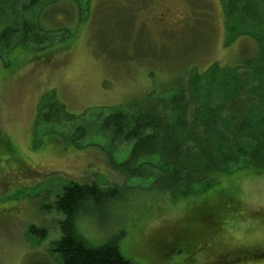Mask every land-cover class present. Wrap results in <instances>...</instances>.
<instances>
[{"label": "rangeland", "instance_id": "rangeland-1", "mask_svg": "<svg viewBox=\"0 0 264 264\" xmlns=\"http://www.w3.org/2000/svg\"><path fill=\"white\" fill-rule=\"evenodd\" d=\"M227 2L66 0L47 22L62 29L51 34L55 43L1 55L0 264H58L50 249L61 217L44 209L68 182L113 191L104 205L77 211L75 231L88 245L114 239L132 264L217 263L201 246L182 251L191 243L182 240L197 237L201 226L200 198H177L111 167L128 160L135 141L127 129L115 135L107 119L149 94L173 93L175 81L189 82L213 64L221 70L251 57L257 48L249 33L261 28L252 19L262 22L264 0L249 18L240 11L229 17ZM48 93L60 108L39 123L38 105ZM210 190L238 206L213 226L217 247L264 246V173L221 176ZM30 226L43 227L45 236L28 235ZM241 264H264V257Z\"/></svg>", "mask_w": 264, "mask_h": 264}, {"label": "trees", "instance_id": "trees-1", "mask_svg": "<svg viewBox=\"0 0 264 264\" xmlns=\"http://www.w3.org/2000/svg\"><path fill=\"white\" fill-rule=\"evenodd\" d=\"M62 1L66 0H0V57L18 46L36 51L46 40L55 43L51 34L62 29L47 22ZM259 5V0H228L224 7L229 17L240 11L249 18L259 14ZM252 22L260 23L261 28L256 30L258 37L256 31L249 33L257 48L250 58L221 70L213 64L203 74L191 75L189 82L186 78L177 84L175 81L168 89H174L173 93L149 94L116 108L107 119L115 135L127 129L128 138L135 141L128 160L111 164L113 169L128 177L149 179L153 188L177 198H200L194 218L201 226L197 237L182 240L183 245L191 242L185 246L188 250L182 251L200 246L210 253L217 251L213 241L220 237L214 227L238 210L234 199L215 197L210 192L221 176L264 173V18L262 22L253 18ZM51 95L40 100L39 123L49 122L60 108ZM109 194L113 191L102 190L95 183L68 182L55 196L52 207L45 206L46 212L52 210L61 217L57 222L59 235L50 249L58 264H132L120 253L114 239L93 247L75 231L80 206H102ZM225 202L229 206L222 209ZM213 203L222 204L219 207ZM45 232L43 227L27 229L28 235L40 240Z\"/></svg>", "mask_w": 264, "mask_h": 264}, {"label": "flooded vegetation", "instance_id": "flooded-vegetation-1", "mask_svg": "<svg viewBox=\"0 0 264 264\" xmlns=\"http://www.w3.org/2000/svg\"><path fill=\"white\" fill-rule=\"evenodd\" d=\"M225 251H213L211 256L217 260L215 264H241L243 262L251 261L264 257V246L255 247L252 249H224L218 248Z\"/></svg>", "mask_w": 264, "mask_h": 264}]
</instances>
